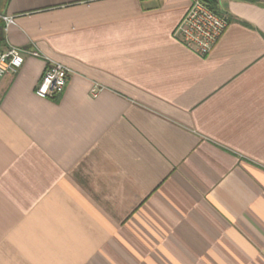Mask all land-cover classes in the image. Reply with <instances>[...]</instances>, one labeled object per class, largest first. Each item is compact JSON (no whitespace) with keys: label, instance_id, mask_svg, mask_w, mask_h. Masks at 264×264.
I'll list each match as a JSON object with an SVG mask.
<instances>
[{"label":"crops","instance_id":"crops-1","mask_svg":"<svg viewBox=\"0 0 264 264\" xmlns=\"http://www.w3.org/2000/svg\"><path fill=\"white\" fill-rule=\"evenodd\" d=\"M189 4L7 0L0 264H264V0L218 2L205 56ZM48 60L70 72L41 98Z\"/></svg>","mask_w":264,"mask_h":264},{"label":"built area","instance_id":"built-area-1","mask_svg":"<svg viewBox=\"0 0 264 264\" xmlns=\"http://www.w3.org/2000/svg\"><path fill=\"white\" fill-rule=\"evenodd\" d=\"M210 1L221 0H190V4L175 27L174 35L187 48L199 56L207 55L228 25L224 14L214 11ZM0 19L7 26L13 23V16L0 14ZM37 55L36 50L30 51ZM22 50L8 45L0 49V80L6 74H14L22 65ZM70 69L59 61L48 60L43 74L34 88V94L41 98L59 95L65 88ZM100 86L95 84L92 93L95 95Z\"/></svg>","mask_w":264,"mask_h":264},{"label":"trees","instance_id":"trees-1","mask_svg":"<svg viewBox=\"0 0 264 264\" xmlns=\"http://www.w3.org/2000/svg\"><path fill=\"white\" fill-rule=\"evenodd\" d=\"M7 3V0H0V14H3V8L5 7ZM217 2L216 1H210L209 2V6L216 12L221 13L218 6H217ZM4 28V24L2 22V20L0 19V33L2 34V30ZM0 38L2 39V35L0 36Z\"/></svg>","mask_w":264,"mask_h":264}]
</instances>
